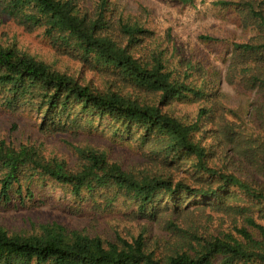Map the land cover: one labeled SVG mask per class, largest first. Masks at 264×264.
<instances>
[{
  "label": "trees",
  "instance_id": "trees-1",
  "mask_svg": "<svg viewBox=\"0 0 264 264\" xmlns=\"http://www.w3.org/2000/svg\"><path fill=\"white\" fill-rule=\"evenodd\" d=\"M116 3L4 1L5 14L44 28L101 81L0 39L3 105L73 138L57 154L33 136H0V202L25 205L49 181L89 218L0 226V264H264V0L213 2L247 39L201 36L229 49L237 106L211 64L154 42L149 8L115 14Z\"/></svg>",
  "mask_w": 264,
  "mask_h": 264
},
{
  "label": "rangeland",
  "instance_id": "rangeland-1",
  "mask_svg": "<svg viewBox=\"0 0 264 264\" xmlns=\"http://www.w3.org/2000/svg\"><path fill=\"white\" fill-rule=\"evenodd\" d=\"M4 1L0 0V39L3 41H17L20 47L31 54L56 65L63 71L73 74L88 76L87 79L95 78L101 81V77L93 76L90 69L82 66L79 58L71 53L69 48H63L53 40L49 39L44 28H29L20 24L13 17L4 12ZM116 3V12L119 14L121 8L127 7L134 11L140 9L145 12V6L149 8V15L146 17L153 30H155V40L169 42L171 46L179 49L181 54L186 57L195 53L197 58L194 61H201L206 66L210 64L218 72V81L227 93L231 106L243 104L244 99L238 96L237 90L225 82L227 65L223 60L226 52L229 50L221 43L209 44L202 41V35H210L222 39H247L249 31H245L236 21L235 13L221 10L215 6V0H196L194 4L184 5L176 0H114ZM152 43V41L150 40ZM106 79L113 80L117 75L106 71ZM82 75V76H83ZM83 76V77H84ZM104 76V75H103ZM36 114L30 115L29 109L21 111H12L6 108L1 100L0 95V136H6L8 139H17L21 137L33 136L37 142H44L49 152L55 151L57 154H69L67 146L62 139L72 140V136L67 133L48 129L47 132L39 126L35 119ZM98 122V121H97ZM100 139H102L100 137ZM77 140V139H75ZM67 141V140H66ZM78 141V140H77ZM188 169V167H186ZM183 170V169H182ZM185 170V169H184ZM189 170V169H188ZM193 173L191 171H183ZM74 201L70 195L65 194L61 189L54 188L49 181L43 187H38L34 201H28L21 205L19 201L13 200L10 203L0 202V226L12 230H22L25 226L26 219L59 218L65 220L71 225L86 223L89 218L86 214H75ZM128 206H123L117 212L126 210ZM122 224H127L126 218H120ZM155 233L161 231L160 224L153 226Z\"/></svg>",
  "mask_w": 264,
  "mask_h": 264
}]
</instances>
